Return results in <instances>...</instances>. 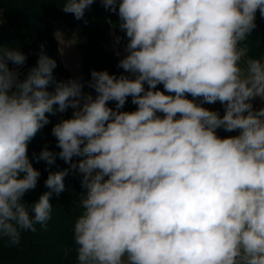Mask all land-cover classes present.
<instances>
[{"label":"clouds","instance_id":"9594fccd","mask_svg":"<svg viewBox=\"0 0 264 264\" xmlns=\"http://www.w3.org/2000/svg\"><path fill=\"white\" fill-rule=\"evenodd\" d=\"M100 2L117 10V0ZM93 3L64 0L62 10L80 20ZM257 10L264 17V0H120L129 43L119 67L132 78L92 70L95 98L79 79L47 91L57 63L43 51L20 79L8 62L23 66L26 55L0 48V238L18 246L51 218V192L22 199L41 175L28 144L46 114L72 108L51 130L60 151L36 159L58 156L82 174L77 264H264V107L252 104L264 101V57L244 43ZM128 97L137 109L120 111ZM216 102L223 116L202 106ZM70 169L45 186L59 195Z\"/></svg>","mask_w":264,"mask_h":264},{"label":"trees","instance_id":"16d2710c","mask_svg":"<svg viewBox=\"0 0 264 264\" xmlns=\"http://www.w3.org/2000/svg\"><path fill=\"white\" fill-rule=\"evenodd\" d=\"M119 2L120 0H117V10L113 12L106 10L100 0H94L85 10L84 17L77 20L74 14L62 10L64 0H0V16L3 19L0 24V48L18 49L26 55L25 70L19 74L20 79H24L29 69L37 65L41 51L55 59L57 67L53 70L54 81L46 89L54 93L56 82L70 80L68 70L58 59V46L54 35L53 21L63 19L75 32V44L81 52V71L88 88L92 70L107 71L116 77L125 75L123 68L119 67L120 61L114 51L111 36L113 32L116 42L119 38L117 43H129L126 32L119 27ZM255 23L256 28L244 43L248 45L250 57L261 58L264 57V17L260 15L259 10L256 12ZM10 64L11 62H8L9 68ZM145 88L147 90V84ZM157 90L164 91L163 84H158ZM131 101L132 98L128 97L120 111H135L137 105ZM108 106L115 110L114 101L108 102ZM56 107L58 106L54 105V108ZM46 115L50 123L42 129L49 130L54 126L51 122L59 112L56 115ZM49 150L54 153L60 151L58 147ZM40 151L41 149L28 144L29 161L41 175L36 188L27 192L22 199L31 204L38 201L45 192H51V218L46 226L35 224L34 232L23 231L18 246L9 245L7 238H0V264H77L73 229L75 221L83 212L80 198L87 193L81 185L82 174L71 170L70 165L58 156L51 165L45 161L38 162L36 157ZM80 159L73 157V162L78 163ZM64 169H70L64 179L65 190L57 195L45 186V180L49 173Z\"/></svg>","mask_w":264,"mask_h":264},{"label":"rangeland","instance_id":"374dc122","mask_svg":"<svg viewBox=\"0 0 264 264\" xmlns=\"http://www.w3.org/2000/svg\"><path fill=\"white\" fill-rule=\"evenodd\" d=\"M54 26V35L56 37L57 46H58V59L61 61L63 66L68 70L70 79H79L80 82L83 84L82 92L83 94H91L93 98H95L96 93L88 88L85 84L84 74L81 71L80 66V59H81V52L76 47L75 44V32L74 30L63 20L57 19L53 21ZM112 41H113V48L116 55L119 58V61L123 59L128 53L126 52L127 44L125 43H117L115 41L113 32H111ZM18 68L19 74L25 70V64L23 66H16L12 63L10 64V69ZM124 70V69H123ZM125 71V70H124ZM126 76L132 78V74L125 72ZM188 99H193L190 95H187ZM197 103H200V100L197 99ZM254 109H259L264 107V101H261L259 98L252 101ZM203 107L211 110L216 111L220 114V116L224 115V106L220 102H216L214 104H203ZM72 109H67L63 113H59V115L54 119L51 124L55 125L56 123L60 122L62 119H69L72 118L73 115ZM159 116H163L161 113H157ZM52 128L49 130H39L35 137L30 141L32 146H35L39 149H43L47 147L48 149H54L57 147V140L52 135ZM217 135L221 138H226L230 136L239 135V130L233 132H226L223 128L217 129Z\"/></svg>","mask_w":264,"mask_h":264}]
</instances>
